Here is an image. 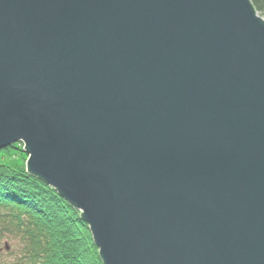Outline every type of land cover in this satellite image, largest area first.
Listing matches in <instances>:
<instances>
[{
	"label": "water",
	"instance_id": "obj_1",
	"mask_svg": "<svg viewBox=\"0 0 264 264\" xmlns=\"http://www.w3.org/2000/svg\"><path fill=\"white\" fill-rule=\"evenodd\" d=\"M20 141L104 264H264L250 0H0V149Z\"/></svg>",
	"mask_w": 264,
	"mask_h": 264
},
{
	"label": "trees",
	"instance_id": "obj_2",
	"mask_svg": "<svg viewBox=\"0 0 264 264\" xmlns=\"http://www.w3.org/2000/svg\"><path fill=\"white\" fill-rule=\"evenodd\" d=\"M250 1L264 18V0ZM4 239L15 256L10 264H103L80 211L38 177L0 165Z\"/></svg>",
	"mask_w": 264,
	"mask_h": 264
},
{
	"label": "rangeland",
	"instance_id": "obj_3",
	"mask_svg": "<svg viewBox=\"0 0 264 264\" xmlns=\"http://www.w3.org/2000/svg\"><path fill=\"white\" fill-rule=\"evenodd\" d=\"M25 145L24 143H16L10 149V152L7 154H2L0 157V161L8 164V165H15L16 170H25L27 161L29 160V155L24 150ZM11 241L4 239L0 241V264H10L13 263L15 256L11 255ZM99 250V249H98Z\"/></svg>",
	"mask_w": 264,
	"mask_h": 264
},
{
	"label": "bare ground",
	"instance_id": "obj_4",
	"mask_svg": "<svg viewBox=\"0 0 264 264\" xmlns=\"http://www.w3.org/2000/svg\"><path fill=\"white\" fill-rule=\"evenodd\" d=\"M252 3V2H251ZM253 7H254V5H253ZM255 8V7H254ZM256 10V9H255ZM256 12H257V10H256ZM258 13V12H257ZM258 15L259 16H261L259 13H258ZM262 17V16H261ZM263 18V17H262ZM264 19V18H263ZM22 141H20L19 143H21ZM22 143H24V145H25V142H22ZM14 145V144H13ZM13 145H11V146H8L7 148H2V149H0V155H1V153L2 154H5V152L4 151H6V150H8V149H10ZM8 152H10V151H7L6 152V154L8 153ZM31 155H29V157H30ZM1 159H2V157H0ZM0 165H2V166H6V167H8V168H10V169H13V171H23V170H16V166L15 165H8V164H5V163H3V162H1L0 161ZM25 171L26 172H28L27 171V165H26V169H25ZM32 175V174H31ZM34 176V175H33ZM39 180L42 182V183H44L45 185H47V186H50L51 188H54L55 190H57L55 187H52L51 185H48L45 181H43V180H41L40 178H39ZM58 192V191H57ZM68 202V201H67ZM69 203V202H68ZM75 208V207H74ZM76 209V208H75ZM76 210H78V209H76ZM79 211V210H78ZM80 213L82 214V212L80 211ZM83 219V218H82ZM84 221V220H83ZM85 222V221H84ZM85 224H87V226L89 227V231H90V233H91V236H92V238H93V235H92V232H91V228H90V226H89V224L88 223H86L85 222ZM93 240H94V238H93ZM94 244H95V242H94ZM95 246H96V244H95ZM97 247V246H96ZM98 248V247H97ZM102 260V259H101ZM103 262V261H102ZM104 264V263H103Z\"/></svg>",
	"mask_w": 264,
	"mask_h": 264
}]
</instances>
